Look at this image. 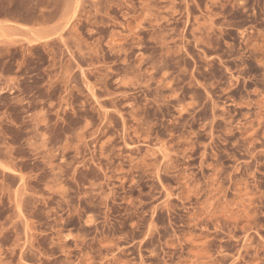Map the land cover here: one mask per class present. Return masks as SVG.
I'll list each match as a JSON object with an SVG mask.
<instances>
[{
    "label": "rangeland",
    "instance_id": "1",
    "mask_svg": "<svg viewBox=\"0 0 264 264\" xmlns=\"http://www.w3.org/2000/svg\"><path fill=\"white\" fill-rule=\"evenodd\" d=\"M0 264H264V0H0Z\"/></svg>",
    "mask_w": 264,
    "mask_h": 264
}]
</instances>
